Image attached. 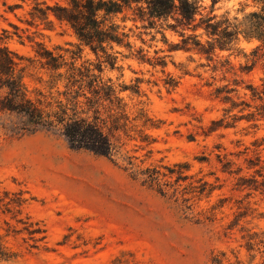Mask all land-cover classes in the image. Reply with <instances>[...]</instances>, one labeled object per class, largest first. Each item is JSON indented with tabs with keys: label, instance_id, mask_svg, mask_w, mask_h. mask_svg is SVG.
Masks as SVG:
<instances>
[{
	"label": "rangeland",
	"instance_id": "1",
	"mask_svg": "<svg viewBox=\"0 0 264 264\" xmlns=\"http://www.w3.org/2000/svg\"><path fill=\"white\" fill-rule=\"evenodd\" d=\"M202 1L208 11L212 0ZM241 2L249 0H218L215 14L234 12ZM31 7L29 1L0 0V44L26 59H35L37 44L50 50L62 49V53L72 50L71 45L77 41L65 25L56 21L52 28L28 24ZM168 37L178 41L173 34L168 33ZM254 46L255 43L241 44L246 54ZM149 51L153 54L154 49ZM193 58L195 62L187 53L172 54L166 74L179 80L175 89L164 86L166 75L159 69L135 60L120 61L118 69L105 71L107 78L127 85L142 80L141 98L128 92L125 96L132 112L138 108L136 105L144 107L159 126L150 131L156 140L151 155L141 150L135 153L137 144L127 141L122 153L140 157L137 164L142 168L187 163L190 165L187 174L193 177L195 185L204 179L222 188L208 198L195 199L193 214L186 217L169 197H162L134 180L123 158L109 159L72 150L56 132L1 138L0 187L9 192L24 191L25 197L32 198L23 212L40 223L47 238L32 249L29 246L33 242L28 241L27 234H10L5 237V244L19 257L0 264H210L212 257L220 254H225L230 262L263 264L259 255L252 261L240 230L246 227L264 232V196L246 197L245 193L234 191L233 179L221 172L217 155H228L237 161L230 154H238L255 138L263 136L264 125L255 129L243 122L236 129H219L205 136L211 122L221 118L223 105L211 96L213 87L208 86L214 82L211 73L197 69L199 58ZM93 59L90 51L84 50L79 64ZM230 60L239 80L260 84L263 77L260 64L243 75L239 66L246 63V58L233 55ZM173 63L186 66L189 74L182 75ZM40 77L47 79L39 65L29 64L25 81L30 90L35 87L33 81ZM221 78V73L217 74L214 84L221 85ZM228 78L233 76L230 74ZM202 157L209 161L201 162ZM221 199H225L223 208L215 211L213 222L207 221L204 217ZM247 207L254 211L253 215L233 230H226L239 211ZM5 220L11 226L16 225L9 217H0L2 235H6L8 228Z\"/></svg>",
	"mask_w": 264,
	"mask_h": 264
},
{
	"label": "trees",
	"instance_id": "2",
	"mask_svg": "<svg viewBox=\"0 0 264 264\" xmlns=\"http://www.w3.org/2000/svg\"><path fill=\"white\" fill-rule=\"evenodd\" d=\"M23 1L32 5L29 25L40 23L52 28L56 21L73 32L77 43L64 53L62 49L50 50L37 44L35 59H26L0 44V139L56 132L66 139L72 150H84L109 159L123 158L134 180L141 181L162 197H169L186 217L193 214L195 199L208 198L222 188L204 179L195 185L191 181L193 177L187 174L190 169L187 163L142 168L137 164L140 157L124 155L127 142L137 144L135 153L141 150L151 155L156 140L150 131L159 126L144 107L136 105L138 108L132 112L125 96L128 92L141 98L142 80L136 79L134 84L127 85L107 78L105 71L118 69L120 61L135 60L159 69L166 75L164 86L175 89L179 80L166 74L172 54L187 53L192 62H195L193 56H197L200 61L197 69L210 72L214 82L217 74L222 75L221 85L208 83L213 87L211 96L223 109L221 118L211 122L205 136L219 129H236L243 122L259 129L264 125V0L241 2L234 12L227 10L219 15L215 14L218 0H212L208 11L202 0ZM168 33L177 36L178 41H171ZM243 42L255 43L249 54L241 47ZM152 48L153 54L149 51ZM84 50H89L94 59L79 64ZM233 55L246 58V63L239 66L243 75L261 65L260 84L238 79L230 60ZM24 62L39 65L47 76L46 80L40 77L33 81L35 87L31 90L25 81L29 64ZM173 65L182 75L189 74L186 66ZM230 74L232 79L228 78ZM230 156L243 162L237 164L228 155L221 154L217 159L221 172L233 179V190L245 193L246 197L264 196V135ZM200 161L209 159L202 157ZM188 181V185H182ZM25 194L0 187V217H9L16 223L11 226L5 220L8 228L6 235L0 234V262H12L19 257L5 244V237L10 234H27L28 241L33 242L29 246L32 249L47 238L40 223L23 212L32 200ZM224 204L225 199H221L204 218L213 222L215 211ZM250 210L247 207L239 211L226 230H233L252 216L254 211ZM240 231L252 261L259 255L264 264V232L246 227ZM210 264L244 263L226 261L225 254H220L213 256Z\"/></svg>",
	"mask_w": 264,
	"mask_h": 264
}]
</instances>
